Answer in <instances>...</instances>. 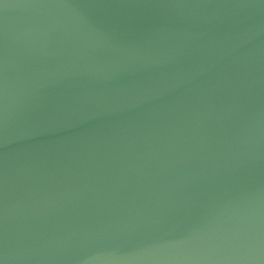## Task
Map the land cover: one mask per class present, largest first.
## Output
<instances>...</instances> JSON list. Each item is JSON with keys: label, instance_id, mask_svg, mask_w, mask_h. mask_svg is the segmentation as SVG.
Returning a JSON list of instances; mask_svg holds the SVG:
<instances>
[{"label": "water", "instance_id": "95a60500", "mask_svg": "<svg viewBox=\"0 0 264 264\" xmlns=\"http://www.w3.org/2000/svg\"><path fill=\"white\" fill-rule=\"evenodd\" d=\"M0 264H264V0H0Z\"/></svg>", "mask_w": 264, "mask_h": 264}]
</instances>
